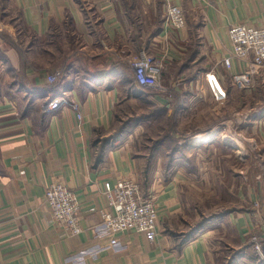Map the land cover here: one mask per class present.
<instances>
[{"label":"crops","instance_id":"obj_1","mask_svg":"<svg viewBox=\"0 0 264 264\" xmlns=\"http://www.w3.org/2000/svg\"><path fill=\"white\" fill-rule=\"evenodd\" d=\"M168 3L183 8L184 27L169 24ZM237 23L264 28V0H0V264H262L247 249L264 236V68L250 89L226 77L243 68L229 36ZM144 49L163 64L161 87L130 88L164 111L175 143L165 137L153 155L137 152L133 134L114 136ZM57 69L62 77L50 82ZM63 93L79 102L81 118L67 105L45 111ZM183 154L205 166L179 164ZM122 177L155 195L154 240L128 231L111 245L101 211L111 210ZM53 181L77 193L78 234L54 219ZM199 191L212 193L208 207L219 211L204 225Z\"/></svg>","mask_w":264,"mask_h":264},{"label":"built area","instance_id":"obj_2","mask_svg":"<svg viewBox=\"0 0 264 264\" xmlns=\"http://www.w3.org/2000/svg\"><path fill=\"white\" fill-rule=\"evenodd\" d=\"M167 20L170 25L179 29L185 26L186 19L181 6L167 4ZM229 36L233 45L232 57L243 62L239 72L226 75L230 83L241 89L254 87V76L264 68V28L255 27L245 23L233 24L229 29ZM232 57L224 59V64L230 68ZM163 64L148 50L132 62L133 78L144 88L159 90L163 75ZM63 75L62 69L54 70L48 79L57 81ZM210 88L215 92L216 98H225L226 90L215 73L206 75ZM62 105L72 107L81 118L80 104L67 93L49 99L45 111H56ZM46 202L56 222L71 234L82 231L80 223L81 204L77 193L62 181H53L46 189ZM109 204L111 210L101 211L102 225L111 236V245L118 243V235L135 231L143 233L150 240L157 237V224L159 211L155 195L145 193L138 179L122 177L111 191ZM251 248L257 260L264 264V236L253 235Z\"/></svg>","mask_w":264,"mask_h":264},{"label":"rangeland","instance_id":"obj_3","mask_svg":"<svg viewBox=\"0 0 264 264\" xmlns=\"http://www.w3.org/2000/svg\"><path fill=\"white\" fill-rule=\"evenodd\" d=\"M129 82L130 83H128V85H125V88H123L122 91L121 102L123 103L122 106H119V108L117 109L115 124L116 134L114 136H125L133 134L137 152L140 151L142 153L144 152L150 155H153L158 151L159 143H161L164 138L168 136L170 138H167L166 146H170L173 148L175 146V143L172 139L173 133L171 132V125L164 116V111L160 109L155 102L149 99L147 95L136 100L135 95H137V92L131 89L133 86L132 82H134L132 74L130 75ZM150 90L153 91V89ZM130 99H134V102H132ZM234 134L237 135L236 133ZM249 136H253V130L247 128L246 137ZM257 142L260 144V146H264V141L262 142L257 140ZM249 146L250 144L248 143L245 145L246 153L255 156ZM180 157L181 160H179L178 163L185 164L189 169L196 170L201 166H205L204 164H202V162L196 164V160L189 161L190 159H186V157H184V154ZM173 159L174 158H170L169 162ZM197 180L202 181V178L198 176ZM193 195L196 194L193 193ZM210 195H212V193L206 191L197 192L196 199H198L200 211L203 212L199 220L200 225H204L206 222L214 219L219 214L218 209L216 211H213V208L208 207L209 203L215 201V199H213V196ZM215 196L216 195L214 194V197ZM220 196L224 198L225 203L233 202L234 196L232 195V192H221ZM247 251L249 256H253L255 257V260H257L253 249H247Z\"/></svg>","mask_w":264,"mask_h":264}]
</instances>
